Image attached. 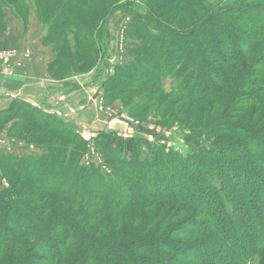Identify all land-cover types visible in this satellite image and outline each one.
Masks as SVG:
<instances>
[{"label": "rangeland", "instance_id": "1", "mask_svg": "<svg viewBox=\"0 0 264 264\" xmlns=\"http://www.w3.org/2000/svg\"><path fill=\"white\" fill-rule=\"evenodd\" d=\"M88 1L81 9L92 17L101 11L102 0ZM138 2L143 12V0ZM157 9L148 16L152 25L136 20L128 29L126 16L115 23L107 66L123 67L101 92L106 101L119 103V114L95 132L80 126L81 141L48 132L46 124L28 125L26 137L32 128L42 136L28 142V156L17 155L22 147L15 143L0 146V264L49 263L38 249L62 242L68 225L80 230L86 224L85 230L107 241L112 232L101 229L100 207L126 212L139 207L144 210L139 225L148 232L171 220L172 207L179 231L186 229L184 220L203 212L194 206L199 194L189 193L190 203L179 204L160 194L171 192L178 177L198 182L202 177L195 170L201 164L246 139L264 137V0H160ZM13 12L7 10V18ZM62 23L54 15L47 29ZM126 28L134 34L127 61L120 59L127 49L121 47L122 38L128 41ZM91 43L87 38L86 45ZM25 52L12 60L14 71L30 58ZM0 70L14 76L2 63ZM19 115L12 108L3 116L9 135L17 137V116L33 118ZM87 136L93 139L87 142ZM184 168L186 174L192 171L189 178ZM260 259L252 257L248 264Z\"/></svg>", "mask_w": 264, "mask_h": 264}, {"label": "trees", "instance_id": "2", "mask_svg": "<svg viewBox=\"0 0 264 264\" xmlns=\"http://www.w3.org/2000/svg\"><path fill=\"white\" fill-rule=\"evenodd\" d=\"M120 1L122 0H102L101 11L95 12L92 17H86L85 10L81 8L88 4V0H0V39L7 30V10L14 11L13 16L27 23L31 11L36 9L46 27L56 15L63 23L57 25L54 31H48L47 39L58 53L52 72L55 76L63 75L68 70L88 72L101 58L95 33L99 34L101 29L97 30L105 24L111 13L122 8L132 16V28L131 24L136 20L147 22L149 13L158 10L160 2L146 0L147 12L141 15L133 11V0H126L127 4L124 6L118 5ZM56 3H59L57 8L52 7ZM78 5L79 10L74 8ZM49 8L56 13L47 16ZM61 9L64 12H60ZM238 21L244 23V20ZM246 21L250 23L249 19ZM149 22L147 24L150 25ZM129 36L134 37L131 29ZM87 38L92 40L90 45H86ZM121 69L122 67L117 69L116 75ZM112 78L113 76L107 81V90L112 84ZM12 108L17 109L19 116H24L25 113L33 115L31 120L17 116L21 123L17 131L25 138H32V141L42 138L36 128L31 129L33 134L30 133L29 137L25 136L24 131L28 125L39 122L40 126L46 124L48 132H56L61 138L73 134L74 139L82 140L78 134L63 127L49 114L20 101H14L9 110L1 114L0 129L3 126V116L10 114ZM252 117L253 114L250 116L251 120ZM245 141L235 150L211 158L212 162L201 164L195 170L197 176L202 177L198 182L193 178L187 180L178 177L179 181L175 186L170 184L171 192H159L165 199L176 204L190 203L189 193L199 194L200 200L194 206L203 212L198 216L194 215L196 220L191 215L186 218V224L183 225L186 229L181 228L179 231V216L174 218L176 209L172 207L169 209L171 220L169 217L165 221L161 220L163 223L158 228L148 232L144 223L139 225L144 215V210L139 207H132L130 204L127 208H132L126 212L120 207L99 206L102 215L101 229L112 232L107 241H99V234L93 235L89 229L85 230L86 224L80 230L68 225V233L62 242H51L44 250H38L48 257L47 264H248L252 257H260V264H264V137ZM185 169L182 172L189 178L192 171L186 174ZM205 178L207 179L204 180ZM198 187L200 190H197ZM136 224L139 225L137 230ZM117 231L122 233L114 235L118 239H113V234ZM146 233L150 236L141 239Z\"/></svg>", "mask_w": 264, "mask_h": 264}, {"label": "crops", "instance_id": "3", "mask_svg": "<svg viewBox=\"0 0 264 264\" xmlns=\"http://www.w3.org/2000/svg\"><path fill=\"white\" fill-rule=\"evenodd\" d=\"M215 1V0H213ZM217 1V0H216ZM140 2V1H139ZM138 0H133V11L145 15V0L141 2L143 12L139 11ZM126 0H122L118 5L124 6ZM121 15V16H119ZM126 16L128 22L132 16L127 14L122 8L106 19L105 24L95 33L101 58L97 64L88 72H76L68 70L63 75L55 76L51 68L58 59L51 41H48V30L43 23L38 11H31L28 22L23 19L9 16L7 18V30L0 39V51L10 50L21 56L25 51H30V58L18 66L14 71V76L3 74L0 70V119L1 114L8 111L14 101H20L33 107L42 113L49 114L63 127L73 130L79 135V127H90L92 131L98 129L104 122L110 120L115 113L119 114V103L117 101H106L105 93L107 81L117 73V69L123 67L110 68L108 59L114 43L115 23ZM130 26L127 28L129 29ZM127 31L128 41L121 40V47L127 45L123 51L121 60L129 59L128 49L131 48L133 40ZM72 46L74 45L71 39ZM122 56V53H121ZM108 69V72H107ZM100 92V93H99ZM104 95V98H102ZM8 126V125H6ZM5 126V127H6ZM0 129V146L17 144L22 147L17 150V155L28 156L31 148L29 141L32 138H25L20 135V131L12 135L5 132L6 128ZM78 132V133H77ZM81 134V133H80ZM27 139V140H26Z\"/></svg>", "mask_w": 264, "mask_h": 264}, {"label": "built area", "instance_id": "4", "mask_svg": "<svg viewBox=\"0 0 264 264\" xmlns=\"http://www.w3.org/2000/svg\"><path fill=\"white\" fill-rule=\"evenodd\" d=\"M25 53L27 54L26 57H29L30 53L28 51L25 52ZM15 58H16V53L15 52H11V51L10 52H6V51L0 52V63H2V65L4 66V68L6 70L8 69L9 74H12L13 71H14V69H13V67L11 65V62ZM18 66H22V63L18 62L17 63V67ZM92 139H93V136H91V137L87 136V138H85V140L87 142H90Z\"/></svg>", "mask_w": 264, "mask_h": 264}]
</instances>
